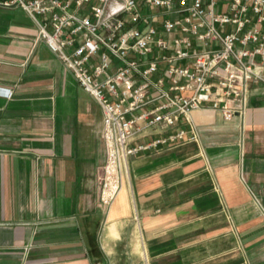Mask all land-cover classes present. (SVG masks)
Masks as SVG:
<instances>
[{"label": "crops", "instance_id": "1", "mask_svg": "<svg viewBox=\"0 0 264 264\" xmlns=\"http://www.w3.org/2000/svg\"><path fill=\"white\" fill-rule=\"evenodd\" d=\"M4 1L0 264H264V87L232 121L193 113L199 141L130 159L105 207L103 110Z\"/></svg>", "mask_w": 264, "mask_h": 264}, {"label": "built area", "instance_id": "2", "mask_svg": "<svg viewBox=\"0 0 264 264\" xmlns=\"http://www.w3.org/2000/svg\"><path fill=\"white\" fill-rule=\"evenodd\" d=\"M103 110L100 201L122 190L130 159L199 141L192 114L245 111L264 87V0H5ZM7 98L11 89H0ZM192 124L189 130L183 124ZM150 141H144L147 137Z\"/></svg>", "mask_w": 264, "mask_h": 264}]
</instances>
